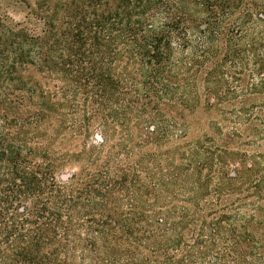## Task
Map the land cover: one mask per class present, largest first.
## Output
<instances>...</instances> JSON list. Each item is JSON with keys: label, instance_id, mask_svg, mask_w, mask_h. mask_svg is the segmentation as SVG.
<instances>
[{"label": "trees", "instance_id": "1", "mask_svg": "<svg viewBox=\"0 0 264 264\" xmlns=\"http://www.w3.org/2000/svg\"><path fill=\"white\" fill-rule=\"evenodd\" d=\"M29 10L0 24V264H264V0Z\"/></svg>", "mask_w": 264, "mask_h": 264}, {"label": "rangeland", "instance_id": "2", "mask_svg": "<svg viewBox=\"0 0 264 264\" xmlns=\"http://www.w3.org/2000/svg\"><path fill=\"white\" fill-rule=\"evenodd\" d=\"M35 0H0V24L7 23L10 20L14 22H24L29 15V6H34ZM29 5V6H28ZM209 115L205 112L198 110L192 117L193 124L195 125L190 137L199 135L206 129L198 131V125L206 126ZM91 135H97V132L91 131ZM66 172L76 170L77 165L66 167Z\"/></svg>", "mask_w": 264, "mask_h": 264}]
</instances>
